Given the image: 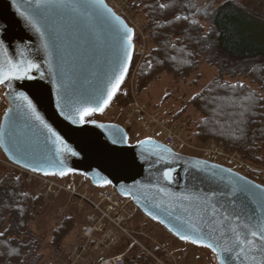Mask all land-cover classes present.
<instances>
[{"label":"water","instance_id":"water-1","mask_svg":"<svg viewBox=\"0 0 264 264\" xmlns=\"http://www.w3.org/2000/svg\"><path fill=\"white\" fill-rule=\"evenodd\" d=\"M69 3L84 4L85 0H50L35 17V0H0V63L11 59L39 65L30 72L31 79H14L10 87L0 84L8 101L0 121V151L31 171L38 168L42 170L36 172L41 174L59 175L70 168L94 186H113L178 240L177 232L194 235V225L209 242L236 245L230 264H264V252L258 248L249 252L248 245L238 244L231 231L236 228L243 239L247 231L243 224L254 225L264 218V184L223 164L178 152L158 139L130 142L119 123L94 119L95 124H73L65 118L71 109L95 103L101 93L107 94L109 80L124 60L110 13L127 24L105 0L103 9L77 10L66 6ZM18 93L28 97L44 122L77 155L64 152L57 156L56 150L62 146L32 118L27 101ZM168 169L172 170L171 180L163 176ZM105 180L111 183L105 184Z\"/></svg>","mask_w":264,"mask_h":264},{"label":"trees","instance_id":"trees-1","mask_svg":"<svg viewBox=\"0 0 264 264\" xmlns=\"http://www.w3.org/2000/svg\"><path fill=\"white\" fill-rule=\"evenodd\" d=\"M127 1L146 21L147 27L153 29L148 54L133 80L137 98L140 99L144 88L160 72L186 78L202 60L208 62L216 67L217 76L194 94L196 99H190L198 113V118L192 120L195 130L190 138L200 143L212 141L264 167L261 153L264 148V96L259 91L264 86V15L254 6L246 7L233 0H223L217 5L207 0ZM186 11L196 13L182 17L180 14ZM129 71L108 107L122 104L129 98ZM243 74L260 88L224 79L225 75ZM112 122L122 124V119ZM252 178L258 180L255 176ZM41 201L42 196L33 188V183L25 182L0 165V263L39 262L37 241L31 234L30 223ZM68 212L63 218L66 226H60L57 236L68 233L73 224L81 221L82 214ZM58 239L56 237L55 242ZM206 250L215 260L214 253ZM125 264L142 262L132 251Z\"/></svg>","mask_w":264,"mask_h":264},{"label":"built area","instance_id":"built-area-1","mask_svg":"<svg viewBox=\"0 0 264 264\" xmlns=\"http://www.w3.org/2000/svg\"><path fill=\"white\" fill-rule=\"evenodd\" d=\"M105 2L133 29V56L139 55L141 59L148 52L145 40L147 38L142 33L143 30L141 31L142 22L131 13V2L127 0ZM129 89V98L111 114H116L122 119L121 125L128 134L134 124L138 123L139 132L145 134L147 138L160 137L170 146L184 147L237 172L250 177L255 176L258 182L263 183V166L252 164L237 151L228 152L212 141L200 143L196 139H186L182 118L173 119L150 109L137 98L132 81ZM0 98L1 120L8 105L4 87H0ZM1 102L6 103L4 108ZM0 165L12 170L25 182L35 184V190L42 196L37 211L54 204L59 197L66 194V204L73 201L75 209L83 215L84 223L80 228L82 237L68 249V264H125L128 254L132 251L139 256L142 264L178 263V255L165 240H159L153 230H148L145 221L133 220L135 212L131 209V201L120 196L113 186H94L82 173L74 171L63 176L34 172L11 162L1 152ZM62 205L58 208L57 214L64 210L65 207Z\"/></svg>","mask_w":264,"mask_h":264},{"label":"rangeland","instance_id":"rangeland-1","mask_svg":"<svg viewBox=\"0 0 264 264\" xmlns=\"http://www.w3.org/2000/svg\"><path fill=\"white\" fill-rule=\"evenodd\" d=\"M202 1V0H199ZM213 1L215 4H219L223 0H207ZM240 3L243 6H254L257 8L261 14L264 15V0H233ZM200 5V4H199ZM131 13L139 19V21L143 24V29H141L142 33L146 35V45L149 48L151 44V40L153 38V29L147 27V23L144 19H142L139 15H137L133 9L132 5L130 7ZM209 24V23H207ZM208 25H206L207 27ZM152 33V34H151ZM148 36V37H147ZM137 41L139 39L137 38ZM148 50V49H147ZM150 50V49H149ZM146 53L141 59L138 56H134L130 66H129V76L128 80L129 84L133 80L135 76V72L141 64L143 58L147 55ZM217 76L216 67L209 64L208 62L202 60L197 68L193 69L188 73L186 78H178L175 77L172 73L162 71L157 76L152 79L149 84L144 88L140 101L146 103L148 107L152 110H156L159 113L170 116L173 119L184 120V136L186 139L194 140L190 138V135L193 136L195 125L193 123V119L198 118V113L193 108L190 103V99L199 92V90L209 81ZM225 80L231 82H246L251 85L253 88L259 87L258 84L251 82L250 77L248 75H236V76H224ZM128 84V85H129ZM260 88V87H259ZM134 89V87H133ZM130 91V89H129ZM264 96V86L259 90ZM135 92V91H134ZM1 99V98H0ZM2 103V102H1ZM124 103V102H123ZM122 103V104H123ZM110 105L107 106L106 109L98 114L99 121H116L120 120L118 115H111L113 112L119 109L120 105ZM2 107L6 106V103H2ZM182 110V111H181ZM180 112V113H178ZM189 117V118H188ZM191 119V121H190ZM133 122L135 120L133 119ZM140 136V138H139ZM147 136L145 134H141L138 130V123H135L132 129L129 131V141L137 142L143 139H146ZM162 141L160 137H157ZM175 150L189 154V155H198L186 149L184 147H176ZM261 153L264 157V148L261 149ZM35 184L33 183V188L35 189ZM67 195L63 194L59 197L56 202L52 205L45 207L41 211H37V215L30 223L31 234L34 236V239L37 241V250L36 253L39 255V262H33L34 264H68L67 253L68 249L71 248L74 244L80 241L81 225L84 223V217L82 215L81 221L77 224H73L70 227V231L64 235H56V231L60 228L61 225L66 226V222H64L66 214L71 210L80 213L75 209L73 205V201L66 204ZM64 203V204H63ZM72 203V204H71ZM63 204V205H62ZM62 205L65 207L64 210L57 214L58 208ZM131 209L135 212V217H133L134 221L143 220L147 223L146 227L148 230H153L155 232L156 237L159 240H165L168 246L173 249L179 257V261L177 264H217L214 260V257L202 246L193 245L187 241L178 240L176 237L171 235L167 230H165L160 224L150 220L147 216L141 214L140 211L134 206L131 202ZM68 212V213H69ZM81 214V213H80ZM65 216V217H64ZM132 220V223H133ZM59 239L55 242V238ZM30 262V264H33ZM3 264V263H0Z\"/></svg>","mask_w":264,"mask_h":264},{"label":"snow or ice","instance_id":"snow-or-ice-1","mask_svg":"<svg viewBox=\"0 0 264 264\" xmlns=\"http://www.w3.org/2000/svg\"><path fill=\"white\" fill-rule=\"evenodd\" d=\"M50 3V0H35V9L33 11V17L41 15V10L46 8ZM66 6L73 7L74 9H80L83 8L85 10L90 9H103V0H85L84 4H72L69 3ZM163 7V5H161ZM110 13V10L105 9ZM110 19L113 22V28L117 35L119 36L121 48L124 54V60L121 65L117 68V74L114 76V78H110L107 94L104 95L101 93V95L96 99L95 103H87L85 106L73 108L70 110V114L66 115L65 118L68 120H71L73 124H95L96 121L92 119L93 115L97 112H103L104 109L109 105L113 97L116 95L117 91L120 88L121 83L125 80V76L128 73L129 70V64L131 63L133 59V29L128 27L127 24H125L118 16H116L114 13H110ZM33 27L36 28L37 31H40L39 27L36 25V23H33ZM32 69H39V65L26 60H21L18 62H13L11 59H6L4 62L0 63V84L7 83L10 85V82L14 79H24L25 77L31 79L32 77L29 75ZM21 99L27 101V107L30 111V114L32 118L35 120H38L41 125L53 137H55V143L58 145H61L62 147H58L56 150V154L59 157L62 153H70L72 156L77 155L75 151H73L67 144L64 143L62 138L56 134V132L53 131V129L44 122L43 118L40 117V115L36 112L34 106L32 105V102L28 100V97L24 95V93H18L17 94ZM192 99H196L195 96L192 97ZM59 107V104L57 105ZM60 114L62 116L65 115V112L63 109H61ZM100 127H104L103 125H100ZM124 140H127V137H124ZM152 140L150 137L146 138V140L143 141H137L138 144H144V143H151ZM113 143H116L114 140ZM60 164L63 165V160L61 159ZM42 169L33 168L32 171H41ZM68 172L74 171V169H67ZM171 169H168L164 171L163 176L166 180H171ZM45 175H49L50 173L44 172ZM59 175L63 176L66 173L64 171H60L58 173ZM105 184L111 183L109 180L104 181ZM188 197H185L187 199ZM152 219H157V217L152 216ZM227 219V217H225ZM163 223V221H161ZM194 235H183L177 232V235H179L180 240L183 241H189L193 245H200L202 247L210 249L213 253L217 254V259L220 261V264H230V261L233 259L232 252L234 250L233 246H223L218 245L216 243L209 242L206 236L199 235V229H197L194 225L191 226ZM243 228H245L246 234L244 238H241V234L236 230V228H232L231 231L235 235V241L238 242V244H246L248 245V251L253 252L259 249V251L264 252V218L260 219L256 224L250 225V224H243ZM257 241H259V245H257ZM220 253L226 254L224 257H221ZM238 255V254H237ZM255 259V257H253Z\"/></svg>","mask_w":264,"mask_h":264},{"label":"flooded vegetation","instance_id":"flooded-vegetation-1","mask_svg":"<svg viewBox=\"0 0 264 264\" xmlns=\"http://www.w3.org/2000/svg\"><path fill=\"white\" fill-rule=\"evenodd\" d=\"M97 115L93 116L92 119H95V120H98L99 121V116H97Z\"/></svg>","mask_w":264,"mask_h":264}]
</instances>
